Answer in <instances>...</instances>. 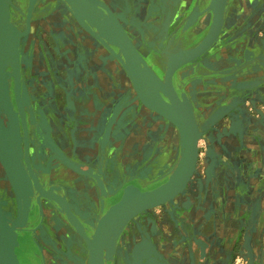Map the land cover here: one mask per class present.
<instances>
[{
	"label": "rangeland",
	"instance_id": "374dc122",
	"mask_svg": "<svg viewBox=\"0 0 264 264\" xmlns=\"http://www.w3.org/2000/svg\"><path fill=\"white\" fill-rule=\"evenodd\" d=\"M47 1L48 7H52V11H54L50 14L53 16V21L57 20L55 17H57L58 13L56 12L58 11L66 20L75 22L78 27L100 36L98 31L91 26L86 25L85 28L78 23L62 0ZM237 1L228 0L227 11L237 5ZM242 1L240 0L243 4ZM109 3L107 4L110 9L122 22L132 39H136L140 33V31L136 33L134 30L132 17L135 19L138 17V21H143L142 23L145 25L152 21L158 22L156 30L152 32L155 35L158 34L161 41L169 34L167 29L160 30L163 21L162 0H160V10L156 11L154 8L153 13L150 11L145 14V17L143 15L144 19L141 17L140 11L137 14L134 13V10L129 7V1L122 13L118 12V0H109ZM253 3L256 5L251 14L239 27L231 15H226L225 31H223L220 41L216 43L217 46L210 51L212 56L216 53L217 58H219L218 53L223 51L224 59L221 61L219 59L211 60L209 68L213 71L205 69L203 71L206 82L200 81L201 85H197L199 83L197 82L195 86L189 88L195 92V95L203 93L202 98H206L203 105L195 108L199 137L196 162L189 180L182 191L173 198L172 204L168 206L169 209L162 211L164 205L153 208L152 211L155 210L153 213L156 216L146 222L151 232H144V237L132 238V247L144 248L148 245L154 247L156 251L158 249L156 241L167 238L166 241L173 247L174 254H172L174 259L164 258L168 262L175 260L179 264H189V262L194 264L193 254L189 250L187 242V233L190 231L192 237L201 239L208 247L205 264H264V69L262 68L264 66V0H254ZM112 4L115 6H111ZM8 7L9 10H18L10 0H8ZM31 7L33 4L30 5ZM98 13L102 17L105 16L102 9H98ZM43 15L46 13L38 14L37 17L40 19V17L43 18ZM28 21H25L26 28L23 32H19L18 37L19 40L22 33H27L28 44L31 46V41L33 42V65L22 66L21 101L24 115L27 114L29 125L36 127L37 130L39 128L40 133L43 134L39 123H43L42 126H45L46 113L47 116L49 115V122L48 120L47 122H52L56 126L63 124L62 130L66 134L73 128L72 98L77 95L75 92L73 95L70 86L81 85L83 81L87 80L85 77L77 78L75 76L76 70L87 69L86 66L83 68V63L81 64L78 60V57H83V49L86 53L87 49L84 46L80 51L69 39L68 43L66 42L67 45L63 44L64 41L59 36L60 27L59 30L55 27L50 30L40 24L36 29L34 28L35 30H32L34 21H31V25L27 23ZM141 36L143 35L140 34ZM254 38L258 39V44H254ZM24 42L27 44L26 41ZM160 47L163 49L162 45ZM113 58L115 62L112 64L116 67L115 70H124L114 55ZM246 64L251 65L249 69L244 70L243 66ZM261 64L263 65L261 66ZM2 68L7 71L5 80L8 83V100L2 101L1 98L2 92L4 95L6 94L5 81L1 77L0 137H4L6 145L0 148V152L10 153L8 166L11 167H9V171H11L19 165L23 166L22 151L25 142H23L20 117L14 102L11 68L9 66ZM29 92L31 96H29ZM132 93L138 102L136 94L131 90ZM120 97L112 102L110 107L106 106L109 108L108 118L109 116L122 118L131 115L132 111L137 109L134 108L131 100L127 101L128 96ZM30 99L31 101H29ZM46 128L48 131L50 126L47 124ZM113 139L111 143L114 146L110 149L109 154L111 156L119 154V158L117 156L110 158L111 164L106 167L103 176L105 181L109 182L108 185L120 184V187H123L134 182L135 176H143L145 171L148 172V181H144V185H154L166 179L176 165L175 161L169 169L160 168L163 160L167 159L165 147L161 144L158 146L155 158L149 154L151 149L148 139L143 140L140 146L144 156H139L140 152L136 147L133 149L132 145L128 149L135 150L137 156L135 157L133 151L134 158H125L126 142L121 141L119 136H117L119 141H115V137ZM43 142V137L37 136L32 146L45 148ZM151 142H156V140ZM95 143V147L98 146L101 150L100 145L104 142ZM93 150L95 148L91 147L89 153H92ZM58 158L61 160V157ZM125 159L128 164L122 163ZM157 160L159 161L157 162ZM0 162L6 176L5 179L0 178V208L8 226L15 228L11 234L15 235L14 254L17 264H19L17 256L18 230L27 227L30 223L31 225L35 223L27 221L28 202L24 209L25 216H23L22 209L24 201H29L31 191L28 190V187L31 186V183L29 184L26 179H24L26 182H23L20 176L11 179L12 176L10 177L2 161ZM62 162L64 163L63 159ZM69 162V168L78 172V168L74 164L75 161ZM114 178L115 182H112ZM142 188L145 189L146 186ZM117 196H111L110 200H114ZM50 201L43 199L42 203L52 211L55 208L58 218L62 221V225L58 227L57 231L62 233L66 241L77 242L76 251L83 252L87 247L86 239L77 235L68 222L65 212L57 206H53L54 201ZM174 213L176 216L172 217ZM165 216L167 217L165 218ZM45 222L54 234L50 222L47 220ZM40 226L37 225L33 231ZM31 227L33 228V226ZM30 233L23 241L24 246L21 247V250L19 249L24 260H27L26 258L30 255L35 256L32 253L33 247L31 249L29 247L32 246L34 240L38 243L41 240L38 232ZM152 238H155L154 241ZM54 239L57 243L53 244L54 247L39 248L43 263L68 264V259L61 252L64 248L58 245L63 241V238L61 239L57 234ZM139 240L140 242L137 243ZM40 247L42 246L40 245ZM112 253L108 256L110 264H114Z\"/></svg>",
	"mask_w": 264,
	"mask_h": 264
},
{
	"label": "flooded vegetation",
	"instance_id": "af4514ba",
	"mask_svg": "<svg viewBox=\"0 0 264 264\" xmlns=\"http://www.w3.org/2000/svg\"><path fill=\"white\" fill-rule=\"evenodd\" d=\"M10 1H13V5L18 8V10H13V9L9 10V19L12 23L14 21L13 25L18 32H23L25 30V28H26L25 27L26 26L25 21L26 20H29L27 23L29 25H31V21L35 22V21H39V20H45L44 22H46V20L49 19V21H52V23L55 22L54 25H55L56 29H58L60 27V30L58 29L59 34H60L59 36L62 37L61 39H63V41H64L63 44H66V42L68 43V39H69L70 41H72V43H74V45H76L78 47V49L80 51L83 49V47L80 46L79 42L82 41V39L86 38L85 37L86 36L85 29H83L82 27L81 28L78 27L75 22H70V21L66 20L64 18V16L58 11L56 12V13H58V15H57V17H55V18H57V20L53 21V16L52 15L50 16V14H52V12H54V11H52V7H50V8L48 7V4L46 2L47 0H15V2H14V0H10ZM31 4H33V7L30 8ZM163 6L164 5H163V1H162V7ZM42 13H46V15H43V18L40 17V19H39V17H37V15L42 14ZM171 14H172V11H171ZM163 15H164V12H163ZM133 19H134L133 25L135 27L134 30L136 31V33L140 31L139 35L140 34L145 35L146 39L144 40V43H146V44H150V42L152 43L150 46L149 45L147 46V48L151 50L152 55H153L154 65L151 67L152 72H154L158 78H162L161 76H163L165 73L166 61L163 63V61L161 60V57L159 55H156V52L154 50L157 48V44L161 40H159V42H156V44H154L155 41H152V38L148 37L150 35L146 36V34H145L146 28H148L151 31H155L156 30L155 28L158 26L159 23L152 21L150 24L145 25L142 22H139L137 18L135 19L134 17H132V20ZM170 19H171V16H170V18H168V22L170 21ZM122 27H123V25H122ZM123 29L126 31V29L124 27H123ZM126 34L131 39L132 36L130 37V35L127 33V31H126ZM139 35H137V38ZM20 40H21V42H20ZM24 41H26L28 43L27 33L26 34L22 33V35L19 38L20 45ZM32 43L33 42L31 41V49H29L30 50L29 54L24 56V58H25V60L23 59L24 62L21 63V61H20V64H18L19 73H20V94H21L22 66L26 67L28 64L33 65V62H34L33 61V54H32V50H33L32 49V47H33ZM161 43L162 42H160V44ZM163 43L164 44H162V47H163L162 51L166 50L168 48L167 46L169 45V39H166V42H163ZM151 46H153V47H151ZM84 51L85 50L83 49V54H82L83 57H78L79 58L78 60L81 62V64L83 63V68L85 66H87V64L85 63L86 62L85 58H86V54L88 53V51H87V53H86V51L84 53ZM157 62H159L161 64V69H162L161 73L158 71V69H156V63ZM84 64H86V65H84ZM8 66L9 65H6V67H8ZM148 79L151 81L153 86L156 88V86L152 82V80L149 77H148ZM85 82L86 81H83L82 83H85ZM175 83L176 82L174 80H172V85L174 87V90L176 91L177 94H179V91L176 88ZM115 84L118 85L119 83L117 81H115ZM197 85H201V84H197ZM183 87L185 88V91L187 92V90H189V83H186ZM116 88H117V86H114L115 94L113 97H120V96L124 95V93L119 91L120 86L117 88V90H116ZM83 91L85 94H81L78 97V99L76 98V96H73L74 100L72 98L73 109H71V115H72L71 120L73 121V128L70 129V131L67 132L66 134L62 130L63 126H64L63 124L56 126V124L54 125V123H52V122L48 123L49 122V117H48L49 115L47 116L46 113H45L46 121L44 124L45 126H42L43 123H39V127L41 126L42 131H43V134L40 133L39 128L37 130L36 127H34V126L31 127L29 125V123L27 121V114L25 113V115H26L25 122H26V128H27V152H25V147H24V143H23V151H22V153H23L22 165L23 166L19 165V166L15 167L13 169V173L16 175L19 173L20 177H21L20 179H22V177H23V180L25 178L29 184L31 183L32 187L31 186L28 187V190H30L31 193H30V196L28 198L29 201H28V205H27L28 206L27 221L28 222L34 221L35 223L33 225H31V223H30L27 227L22 228L21 230H18L19 231V234H18V244L19 245L17 247L18 248V250H17L18 255L17 256L19 259V264H44L43 263V257L41 255L42 253H41L39 248L45 249L46 246L48 248L54 247L53 244H57L55 239H54V236H56L57 234L61 237V239L63 238V241L61 243H58V245H60V247H63L65 249V251H63L64 250L63 249L61 252H62V254H65L64 257L66 259H68V264H81L79 262L80 260L82 261V264H87L88 247H86V249H84L83 252H77L76 247H73L71 245V241L68 242L64 239L62 233L60 231H57L58 227L62 225V221L58 218V216L55 212V208L52 211L50 208L48 209L44 206V204L42 203L43 199H48V200L53 201L54 200V198L52 197V194H53V195L59 196V197L63 198L64 200H66L65 202L68 206V211L71 213L74 222L79 227V229L88 237H90V235L92 234V230L90 229V227L87 228L85 225H84V227H81L80 225H78L77 221H80V220H78V217L76 214L77 213L76 209L79 208L80 211L84 213V219L92 222V225H94L96 223L98 217L107 209V207L110 204H112L118 200V198H115L114 200H109V199L107 200L106 199V202H105L106 204H104L103 211L96 218H94V214H93L92 210L89 211L88 207L85 210L82 207L83 205L79 204L77 197H76V194L74 192V189H72V186H70L69 183L63 184V182L59 178L51 177V174H50L55 169L60 170L61 172H64V170H65L68 172L77 173L76 171L74 172V170H71V168H69V163H70L69 161L73 160V161H75L74 164L78 168V172H81V174H83L85 176H89V177L91 176L94 180H96V183L99 186L101 191L103 190V188L106 189V183H104L106 181H105V178L103 176L106 172V167L108 166V165H106V161H105L106 156L104 155L105 152L101 151L98 148V146L95 147V144H96L95 142H98V137L101 133V129L96 123H98L97 121H99V119L101 118L102 112L104 111L103 109H104V107L106 108L108 101L103 102L101 94L95 88H93L92 92H90V93L85 89ZM187 94H188V92H187ZM29 96H30V94H29ZM164 99H165V97H164ZM128 100H131L132 105L134 104V102H136V99L134 98L133 93L132 94L129 93L127 101ZM29 101H31V99ZM137 103H139V102H137ZM140 106H142V105L140 104ZM71 108H72V106H71ZM32 109H33V107H32ZM142 109H144V110H141V112L136 111L137 109L134 111L131 110L133 113L131 115L120 118L121 119V123H120L121 125L118 126V128H117V126H114L113 128H114V131H118V132H115V134L119 137H122V141H125V139H124L125 136L128 137L131 133H133V131H135L136 138L139 139V140H137V142H135L137 151L140 152L139 156H144L143 155L144 153L142 154L141 149H140V146H141L143 139H145L146 137H148V135L152 134L153 131H155L154 127H155L156 123H158V122L161 123L160 126L155 127L157 129L156 134L158 135L157 138L154 137L156 142H151L152 140L148 139L149 140L148 145H149V148L151 149L149 154H151L152 158H155L157 156L156 153L158 151L157 150V144L160 141L159 145L160 144L162 145L163 141L166 139V136L170 130L171 125L169 124V121L162 119L158 114H155L154 112L149 111L145 107ZM194 112H195V108H194ZM154 115L155 116L157 115L156 117H158V118L156 119L154 117ZM47 120H48V122H47ZM47 124H48V126H50V129H48V131L46 128ZM37 131H38V133H37ZM37 136L43 137V141H44L43 144H44L45 148H42L41 146H39V148L32 146V145H34L33 141L36 140ZM79 137L83 138L85 141L83 139H79ZM1 139L3 141H1ZM155 140H153V141H155ZM23 142H24V140H23ZM5 145H6V140H4V137L2 136V137H0V147L5 146ZM91 147H92V149L95 148V150H93L92 153H89V150L91 149ZM163 147L166 148V146H163ZM133 149H135L134 146H133ZM124 151H126L125 158H134L133 154L136 153L135 150H129L128 147H126ZM133 151H134V153H133ZM136 156L137 155L135 154V157ZM3 157H4V159L6 157L7 158L10 157V153L4 152ZM58 157H61V160ZM62 159H63L64 163L62 162ZM0 161H1V159H0ZM92 163H94V165H92ZM122 163H127V160L125 159L124 161H122ZM0 168L2 170L1 178L5 179L6 176L4 175V168L1 164V162H0ZM129 170H128V172H130ZM147 176H148L147 172L145 171L143 176H140V177L135 176L133 179L134 182H132V183L138 185L141 189H143L142 186L144 185V181H148ZM159 183H156L154 185L146 184L144 186H146L145 189H148V188H152V187L156 186ZM25 190H27V189H25ZM28 190H27V192H28ZM102 192H104V191H102ZM37 198H39L38 199L39 204H37V201H36ZM52 205L56 206L55 203L54 204L52 203ZM47 209L52 213L51 215H52L53 219H51L50 222H51V228L53 229L54 234H52V231L46 226L45 214H46ZM37 225H39V226L41 225V226L33 231V229ZM31 226H33V228ZM30 232H33V233L38 232L41 240L38 243L33 239L34 242L32 243V246L30 245L31 247H29V248L31 249L33 247L32 253H34L35 256L32 257L30 255L29 257L26 258L27 260H24L21 256L20 250H21V247L24 246V243H23L24 239H26L27 236H29L31 234ZM24 233L26 235H21ZM55 233H57V234L55 235ZM78 234L79 233L77 232V235ZM134 236H135L134 234L133 235L131 234L130 239H132V237H134ZM187 237H188L187 238L188 248H189V250H191V252L193 254V263L194 264H205L206 255H207V248H208L207 245L201 239L194 237V236L192 237L190 231H188ZM42 240H43V242H42ZM120 244L121 243L118 239L116 242V248L113 249L114 251L112 253V258H115L118 247L119 248L122 247ZM40 245L42 247H40ZM167 249H169L170 254H171L169 259H171V258L174 259L172 257L173 247L169 243H168ZM60 250H61V248H60ZM106 264H110V262L107 261ZM114 264H116L115 260H114ZM159 264H179V262L176 263L175 260L170 261V262H168L166 260H162L161 262H159ZM189 264H191V262H189Z\"/></svg>",
	"mask_w": 264,
	"mask_h": 264
},
{
	"label": "water",
	"instance_id": "95a60500",
	"mask_svg": "<svg viewBox=\"0 0 264 264\" xmlns=\"http://www.w3.org/2000/svg\"><path fill=\"white\" fill-rule=\"evenodd\" d=\"M62 2L68 7L78 23L85 28L86 25H89L98 31L97 33L101 36L95 35L98 40L102 41L101 38L103 36L105 42H102L108 49L110 46H114L115 50L112 51V54L124 69L132 88L138 96H136L138 102L149 111L155 112L172 123L181 136L179 157L175 163V167L170 171L166 179L148 189H141L132 182L120 187L121 192L118 200L110 204L98 217L96 223L91 225L90 229L92 230V234L90 237L86 236L79 229L71 213L68 210H63L73 229L86 239L88 247L87 264H106L108 256L113 251L112 241L114 242L118 236L121 227L139 213L172 201L182 191L194 170L199 137L194 108L199 105L195 99V92L193 90H187V94L183 86L186 83H189V88L195 86L197 82L204 79V69L206 71H213L209 68V62L211 60L219 59L221 61L224 59L222 58L223 51L218 53L219 58L216 57V53L212 56L210 51L214 49V45L220 41V36L223 35V24L227 13L228 0H210L201 14L192 17L191 13L189 18L182 23L180 29H178V37H180L182 42L184 41L191 45L184 51L174 52L166 56L165 73L162 78H158L154 74L151 76L153 78L149 77L151 80L153 79L152 82L156 86L158 94L157 101H150L142 94L139 84L140 76L142 74L146 77L148 76L139 68L137 62L138 56L132 47L130 38L110 8L102 0H62ZM173 4L174 0H163L164 15L160 29L162 31L167 28L168 18L171 16ZM197 8L198 5H195L194 9ZM98 9H102L105 13V16H103L105 20L110 21L114 25L117 38H113L105 26L99 28L95 25L93 16L98 15L100 17ZM94 10H97L98 14ZM206 10L210 13V22L205 33L200 38L199 35L202 32H191L189 27L194 18L195 23L196 18L204 15ZM2 32L13 35L18 43L20 34L9 19L8 0H0V33ZM145 33L160 38L158 34L155 35L148 29L145 30ZM250 65L246 64L243 66L245 68L244 70L249 69ZM9 67L11 68L14 102L20 117L25 152H27V128L20 94L19 68L18 65H10ZM262 68L264 69V66ZM0 71H2L0 78L3 77L5 81L6 94L4 95V92L1 93L2 101H4L8 100V83L5 80L7 71H5V68H0ZM172 80L176 82L175 84L179 94L174 90ZM204 82L206 81L204 80ZM4 152H0V159L10 177L12 176L11 179H15L20 174L16 175L13 173V170L9 171L11 167L8 166V158L6 157L4 159L3 157ZM103 195L107 197L106 194L103 193ZM111 196L113 195L111 194ZM38 199H36L37 204H39ZM25 212L24 210L23 216H25ZM14 230V227L8 226L0 208V264H17L14 254V245L16 244L15 235L11 234Z\"/></svg>",
	"mask_w": 264,
	"mask_h": 264
},
{
	"label": "crops",
	"instance_id": "0c3cea01",
	"mask_svg": "<svg viewBox=\"0 0 264 264\" xmlns=\"http://www.w3.org/2000/svg\"><path fill=\"white\" fill-rule=\"evenodd\" d=\"M102 1L107 6H109L108 5V4H110L109 0H102ZM127 1H129V7H131L132 10H134L135 14H137L139 11L141 12V15H142L141 17H143V15L145 17V14H147L150 11L153 13L154 8H156V11L160 10V0H118V4H119L118 8H120L118 10L119 13H122L124 11L123 8L126 9V6H128ZM209 1L210 0H174L171 19L168 22V25L166 28L167 31H169V34H167V37H165L163 41H160V42H162L161 44L159 42L160 38H157V37H154L151 35L148 36L145 33L146 36H148L149 38H152V41H155L154 44H156V42H159L157 44V48L154 50L156 52V55H159L161 57V60L163 61V63L166 61L167 55H169V54L171 55L172 53L178 52V51H184L185 49H187L191 45L187 42L181 41L180 37H178L179 36L178 29H180L182 23L187 18H189L191 13H192V17H195L196 15L201 14L202 10H204L207 7V5L209 4ZM253 1L254 0H243L242 1L243 4H242L240 2V0H238L237 5L233 6L231 9L230 8L228 9L226 15L232 16V19L236 22L237 27H239L242 24V22L245 19H247L248 16L251 14L253 7H255V5H256V3H253ZM195 5H198L197 9H194ZM111 6H115V5L112 4ZM66 8H68V7H66ZM144 17H143V19H144ZM136 18H138V17H136ZM196 19L197 20L195 23H194L195 18H194L193 22H191L189 30L191 32H199V31L202 32L199 35V37L201 38V36H203V34L205 33V31L208 27V24L210 22V13H208V11L206 10L204 15L199 16ZM121 24H122V22H121ZM225 24H226V22L224 21L223 31H225ZM43 27H45L47 29L48 28L54 29L55 26L52 25L51 22H49V19H47L46 22L44 23ZM123 27H124V25H123ZM85 31H86V36H85L86 38L82 39V41H80L79 43H80L81 47L85 46V48L88 51V53L86 54V60H85L86 61L85 63L87 64V66H86L87 69L76 70L75 76L77 78L85 77L87 80L85 83H83L81 85H71L70 89H71L72 93L75 92L77 94L76 98L78 99V97L81 94H85L83 91L84 89L90 93V92H92V89L95 88L101 94L103 102L108 101L107 107L108 106L110 107L112 102L118 100V98H119V97H113L115 94L114 86H117V88L120 86L119 91L124 93V96L126 98V96H128L129 93H131V87H130L131 85L129 84V81L126 78L123 70H121V69L115 70L116 67H114V65L112 64L115 62V59L113 58V54H112V51L115 49L114 46H110V48L108 49V47H106L103 44V42H105V40L103 38H101L103 41L102 42L101 40H98L97 37H95L93 32H90L89 30H85ZM221 37H222V35L220 36V38ZM145 39H146L145 35L143 34V36L140 37V35H139L138 38H136V39L131 38L130 41H131L132 47L134 48V50L137 53V56H138L137 62L139 64V68L141 69V71L145 75H147L150 78H153V77H151L153 74L151 67L154 65L153 55H152L151 50L147 48V46L148 45L150 46L152 43L151 42H150V44L144 43ZM166 39H169V45L167 46L168 47L166 49L167 51L166 50L162 51L160 46L162 44H164L163 42H166ZM254 40H255L254 44L259 43L258 39L254 38ZM216 46H217V44H215L213 48H215ZM151 47H153V46H151ZM110 49H112V50L110 51ZM222 58H224V56ZM86 64H84V65H86ZM154 76H156V75L154 74ZM203 80L204 79H202L200 81L202 82ZM115 81H117L119 84L118 85L115 84ZM200 81L198 84H200ZM117 88H116V90H117ZM29 94H30V92H29ZM73 95H74V93H73ZM201 95H202V93H201ZM201 95L198 94L195 96L198 105H203L205 103L204 102L205 100L201 97ZM73 100H74V98H73ZM133 106H134V108L136 107L137 111H139V112H141V110H144V109H142L144 107L140 106V104L137 103V101L134 102ZM107 107L106 108L104 107V109H103L104 111L102 112L101 118L99 119V121H97L98 123H96V124L101 129V133L98 137V142L106 143V144L101 143V145H100L101 151L105 152L104 155L106 156V160L109 158V161H110V158H112L113 156L118 157V155H119V154L118 155L116 154V155L111 156V154H109V151L114 146L111 143L112 140H114L113 138L115 137V141L118 140L116 134L114 132H112V131H114L113 127L117 126V128H118V126L121 125L120 124L121 119L118 117L117 118H111V116H109V118H108L107 116H108L109 108H107ZM154 117L156 119L158 118L155 115H154ZM160 124L161 123H159V122L156 123L155 127L160 126ZM155 127H154L155 131H153L152 134L148 135V137H146L143 140L149 139V140L153 141V140H155L154 137L155 138L158 137V135L156 134L157 129ZM133 133H131L128 137L127 136L124 137L125 142H126L125 145L128 148H131L132 145L134 147H136L135 142H137V140H139L136 138L135 131H133ZM177 135H178V138H173L175 135L173 132V127L171 126L170 130L166 136V139L162 143V146H166L165 150H166V154H167V159H164V160L162 159L163 160V162L161 163L162 167L160 166V168L165 167V168L169 169L171 167V165L175 161H177V159L179 157V152H180L179 150H180V145H181V136H180L178 130H177ZM79 139H83V138L79 137ZM121 139H122V137H121ZM158 146H159V143L157 144V149H158ZM157 159H159V158H157ZM158 161L159 160H157V162ZM109 163L107 164V161H106V165L109 166ZM92 165H94V163H92ZM54 172H55V170H54ZM56 173L58 175H60V177H55V178H59L63 182V184L69 183L70 186H72V189H74V192L76 194L77 200H78L80 205L86 204L85 206L92 208L94 218H96L103 211L104 204H106L105 203L106 199L110 200L109 196H111V194L114 196L118 195L116 198H119V196H120V184L119 185L116 184L114 186L113 185L111 186V185H108L109 182H106L107 183L106 189L102 190V191H104V192H102L100 190L99 186L97 185L96 180H94L91 176L90 177L85 176V175L81 174V172L73 173V172H68L65 170H64V172H61L60 170H57V169H56ZM50 174H51V177H53V174H54L53 171ZM103 193L106 194L107 197H105L103 195ZM172 201H170L167 204H165L164 206H162V208H163L162 211L164 209H166V210L169 209L168 206H170L172 204L171 203ZM86 202H88V203H86ZM150 210L149 209L145 210V211L139 213L138 215L134 216V218H131L128 222H126L121 227V229L119 231V236H117L115 239L116 241L115 240H114V242L112 241L113 249L116 248L115 246H116V242L118 239L121 243L120 245L122 246L120 248L118 247V249H117L116 256L114 258L116 264H159V262L164 260V258L168 259L171 256L169 249H167V247H168V243L166 241L167 238L156 241V242H158L157 251L154 247H150L148 245H146V247H144V248L132 247L133 239L132 240L130 239L131 234L135 235L134 238L135 237L138 238L139 236L144 237L146 232H151L150 228L148 229L146 222L149 221L151 218L155 217L156 215H155V213H153L155 210L152 211L153 208H151ZM76 212H77L76 214H77L78 220H80V221H77L78 225H80L81 227H84V225H85L87 228L91 227L92 222L84 219V213L81 212L79 208L77 209ZM175 216L176 215L174 213L172 215V217H175ZM166 217L167 216H165V218ZM49 219H50V216L48 213H46L45 214V220L50 222ZM154 239L155 238H152L153 241H154ZM134 242H135V240H134ZM138 242H140V240L137 241V243ZM144 256H146V258H144Z\"/></svg>",
	"mask_w": 264,
	"mask_h": 264
},
{
	"label": "bare ground",
	"instance_id": "6f19581e",
	"mask_svg": "<svg viewBox=\"0 0 264 264\" xmlns=\"http://www.w3.org/2000/svg\"><path fill=\"white\" fill-rule=\"evenodd\" d=\"M48 2V1H46ZM44 5V4H43ZM120 9V8H119ZM94 12L96 14L97 13V10H94ZM54 14V13H53ZM45 17V16H44ZM101 17V16H100ZM98 15H95L93 16V20L95 22V25L98 26L99 28L100 27H103L105 26L106 30L109 32V34L113 37V38H117V34H116V31H115V28H114V25L110 22V21H106L105 20V17H101L100 18ZM45 19V18H44ZM45 20H40V21H37V22H34L33 23V26H32V30H35L36 27L38 25H44V22ZM52 23V21H49ZM54 25V24H52ZM35 28V29H34ZM127 28V27H126ZM31 30V29H30ZM21 42V40H20ZM20 42L18 40V43H17V40L16 38L13 36V35H8L4 32L0 33V68L6 66V65H12V66H15V65H18L20 64V61L21 63L24 62L25 58L24 56L28 55L29 54V49H31V46L27 43L25 44V42H22L21 45H20ZM24 59V60H23ZM156 69H158V71L161 73L162 72V69H161V64L159 62L156 63ZM124 71V70H123ZM125 73V71H124ZM153 74H155L154 72H152ZM125 76L126 78L128 79L126 73H125ZM162 77V76H161ZM129 81V79H128ZM129 84L131 85L130 81H129ZM140 90L142 92V94L150 101H157L158 100V94H157V91H156V88L153 86V84L151 83V81L148 79V77L144 76L142 74V76H140ZM131 87V90L135 93L134 89L132 88V85L130 86ZM130 89V88H129ZM210 92V91H209ZM136 94V93H135ZM209 94V93H208ZM201 95V94H200ZM137 96V95H136ZM203 96V93L201 95V97ZM138 97V96H137ZM193 97V95H192ZM210 97V96H209ZM196 99V98H195ZM203 99L205 100V97H203ZM155 113V112H154ZM156 114V113H155ZM169 124L173 127V132H174V137L173 138H178V135H177V130L175 128V126L169 122ZM56 137V136H55ZM172 138V137H171ZM170 139V138H169ZM2 141V139H1ZM169 141V140H168ZM171 141V140H170ZM148 149V148H147ZM143 151V150H142ZM107 161V164L110 162L109 161V158L106 160ZM111 163H109L110 165ZM114 165V164H113ZM114 167V166H113ZM108 171V170H107ZM111 171V170H110ZM208 172H210L208 170ZM53 177H60V175H58L56 173V169H55V172L53 170ZM110 173V172H109ZM119 173V172H118ZM19 174V173H18ZM17 174V175H18ZM1 175H2V170L0 168V178H1ZM21 178V177H20ZM110 178V177H109ZM194 178V177H193ZM2 179V178H1ZM25 179V178H24ZM23 180V178H22ZM23 182H26L23 180ZM112 182H115V178L112 180ZM2 190V189H1ZM4 193V192H3ZM67 195V194H66ZM65 195V196H66ZM52 197L54 198V203L55 205L61 209V210H68V206L66 204V200H64L63 198L59 197V196H56V195H53L52 194ZM181 197V195H180ZM1 198V197H0ZM183 199V198H182ZM28 200L25 202L24 201V204H23V211L24 209L26 208V204H27ZM88 203V202H86ZM86 204H83V208L86 210L87 206H84ZM90 206V205H89ZM7 209V208H6ZM89 211L92 210L91 207H88ZM5 211V210H4ZM77 211V209H76ZM46 213L49 214L50 216V221L51 219H53L52 217V213L47 209L46 210ZM62 218V217H61ZM134 218V217H133ZM51 224V222H50ZM55 224V223H54ZM136 225V224H135ZM53 226V225H52ZM54 227V226H53ZM116 241V240H115ZM80 242V241H78ZM78 243L77 242H71V245L73 247H76ZM116 247V246H115ZM71 248V247H70ZM83 256V255H82ZM82 258V257H81ZM86 259V258H85ZM81 264H82V261L80 260L79 261Z\"/></svg>",
	"mask_w": 264,
	"mask_h": 264
}]
</instances>
